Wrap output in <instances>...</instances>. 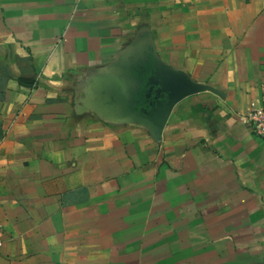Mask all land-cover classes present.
<instances>
[{"label": "crops", "instance_id": "1", "mask_svg": "<svg viewBox=\"0 0 264 264\" xmlns=\"http://www.w3.org/2000/svg\"><path fill=\"white\" fill-rule=\"evenodd\" d=\"M263 84L264 0H0V264H264Z\"/></svg>", "mask_w": 264, "mask_h": 264}, {"label": "water", "instance_id": "2", "mask_svg": "<svg viewBox=\"0 0 264 264\" xmlns=\"http://www.w3.org/2000/svg\"><path fill=\"white\" fill-rule=\"evenodd\" d=\"M156 103L151 104L147 112L148 118L154 123L156 140L161 139L163 129L173 108L185 98L206 91L218 90L209 85L193 82L182 72L171 68H160L156 72Z\"/></svg>", "mask_w": 264, "mask_h": 264}, {"label": "built area", "instance_id": "3", "mask_svg": "<svg viewBox=\"0 0 264 264\" xmlns=\"http://www.w3.org/2000/svg\"><path fill=\"white\" fill-rule=\"evenodd\" d=\"M239 118L255 136L264 140V84L260 96L251 102L248 111L240 114Z\"/></svg>", "mask_w": 264, "mask_h": 264}]
</instances>
